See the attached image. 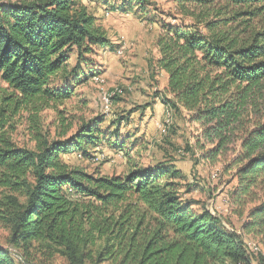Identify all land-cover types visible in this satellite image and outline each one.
Instances as JSON below:
<instances>
[{
    "label": "trees",
    "instance_id": "obj_1",
    "mask_svg": "<svg viewBox=\"0 0 264 264\" xmlns=\"http://www.w3.org/2000/svg\"><path fill=\"white\" fill-rule=\"evenodd\" d=\"M129 1L132 8L136 0ZM179 3L188 4L181 13L193 23L163 24L151 63L168 76L162 103L172 119L200 125L202 160L217 163L234 139L240 143L225 169L236 182L231 201L236 215L246 214L243 231L264 241V0ZM109 49L106 29L83 0H0V221L17 253L0 246V264H42L40 257L65 264H254L243 237L204 204L193 209L199 204L186 198L193 185L173 163L109 177L62 161L99 147L107 138L104 119L70 137L71 126L63 125L60 139L51 140L39 116L70 100L78 83L91 79H82L84 64ZM26 112L33 115V149L13 138V122ZM117 127L110 142L124 148Z\"/></svg>",
    "mask_w": 264,
    "mask_h": 264
},
{
    "label": "rangeland",
    "instance_id": "obj_2",
    "mask_svg": "<svg viewBox=\"0 0 264 264\" xmlns=\"http://www.w3.org/2000/svg\"><path fill=\"white\" fill-rule=\"evenodd\" d=\"M85 1L89 11L97 15L99 23L106 29L115 49L98 51L89 58L87 64L91 65L84 64L82 79L85 81L87 76L91 79L84 84L78 83L70 100L42 112L39 119L43 132L51 140H58L63 125L71 126L67 135L70 137L84 124L103 118L100 129L107 138L99 147L91 146L87 154L62 155V161L90 174L109 177L125 176L134 169L151 168L161 162L173 163L184 172L186 182L193 185L191 192L186 194L187 199L199 204H194L193 209H200L204 204L229 230L243 237L248 249L255 254L253 263L263 264L264 241L260 236H249L243 231L246 214L236 215L238 212L231 201L236 189L234 172H225L238 155L240 143L234 139L217 163L202 160L200 147H197L202 133L200 125L176 114L172 119L169 111L164 119V115L155 109L163 105L162 96L168 85V76L153 69L151 64L159 57L157 39L163 24L192 25L193 19L181 13V7H188V4L179 3V0H144L138 8L140 1L136 0L135 5L128 8L131 6L129 0H109L123 6V10L114 11L110 5L99 1ZM71 58L75 63L76 56ZM94 73L96 78L91 77ZM96 79H101L102 83ZM0 85L6 87L1 81ZM117 89L119 97L112 100L110 111L104 112L102 97ZM32 117L30 112L23 113L13 122L15 129L12 131L19 146L31 149L35 147ZM117 123L124 148L110 142L111 137L116 136ZM211 147L206 145V149ZM10 237V230L0 221V246L17 254L10 246ZM40 259L42 264H65L60 257L49 261Z\"/></svg>",
    "mask_w": 264,
    "mask_h": 264
},
{
    "label": "bare ground",
    "instance_id": "obj_3",
    "mask_svg": "<svg viewBox=\"0 0 264 264\" xmlns=\"http://www.w3.org/2000/svg\"><path fill=\"white\" fill-rule=\"evenodd\" d=\"M96 78V77H95ZM97 82H101L102 83V80L101 79H96ZM120 94V91L117 89L115 90L114 92L110 93L109 95H104L103 97L107 98V102H108V105H107V112L108 113L110 111V105L112 103V100L114 97L118 96ZM259 250V249H258ZM252 251V250H251ZM257 252V251H256Z\"/></svg>",
    "mask_w": 264,
    "mask_h": 264
},
{
    "label": "crops",
    "instance_id": "obj_4",
    "mask_svg": "<svg viewBox=\"0 0 264 264\" xmlns=\"http://www.w3.org/2000/svg\"><path fill=\"white\" fill-rule=\"evenodd\" d=\"M83 2H84L85 4H87L85 0H83ZM87 5H88V4H87ZM88 7H89V6H88ZM95 16L97 17V15H95ZM97 18H98V17H97ZM155 109L158 110V111H160V112L162 113V115H164L163 117H164V119H165L166 109H165L164 105L156 106Z\"/></svg>",
    "mask_w": 264,
    "mask_h": 264
},
{
    "label": "built area",
    "instance_id": "obj_5",
    "mask_svg": "<svg viewBox=\"0 0 264 264\" xmlns=\"http://www.w3.org/2000/svg\"><path fill=\"white\" fill-rule=\"evenodd\" d=\"M102 103H103V106H104V112H107V105H108V102H107V98L105 97H102ZM251 252V251H250ZM253 255H255L253 252H251ZM257 256V255H256Z\"/></svg>",
    "mask_w": 264,
    "mask_h": 264
}]
</instances>
